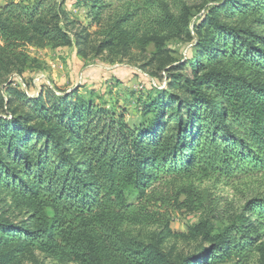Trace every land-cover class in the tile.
I'll return each instance as SVG.
<instances>
[{"label": "trees", "instance_id": "16d2710c", "mask_svg": "<svg viewBox=\"0 0 264 264\" xmlns=\"http://www.w3.org/2000/svg\"><path fill=\"white\" fill-rule=\"evenodd\" d=\"M65 1L0 5V78L24 74L28 45L72 44L63 24ZM112 1L125 11L108 30V45L162 42L184 32L191 37L190 10L174 0L75 4L90 9L99 24ZM221 1L195 27L196 51L187 58L192 76L169 82L181 94L168 98L151 85L155 95L138 125H129L123 107L79 99L76 90L55 95L51 105L44 92L28 103L16 79L3 80L0 109L12 110L11 118L0 116V190L26 215L21 223L0 218V264H24L36 250L77 264H250L263 249L264 0ZM147 11L149 35L141 24ZM255 175L262 177L260 191L243 198L238 211L198 185ZM172 206L205 212L190 232L201 238L200 250L180 262L130 229L167 224L160 210ZM219 217L225 220L220 229Z\"/></svg>", "mask_w": 264, "mask_h": 264}, {"label": "rangeland", "instance_id": "374dc122", "mask_svg": "<svg viewBox=\"0 0 264 264\" xmlns=\"http://www.w3.org/2000/svg\"><path fill=\"white\" fill-rule=\"evenodd\" d=\"M38 1L40 0H0V5L6 6L15 2L31 7ZM75 1L66 0L62 5L65 12L63 24L67 26L72 44L64 47L26 46L25 52L30 61L24 74L20 75L14 71L2 76L0 90L3 87V80L16 79L13 85L26 92L28 103H32L31 99L39 97L44 92L50 105L53 104L55 95L59 97L76 90L79 99L89 100L95 97L96 103L106 101L111 106L117 104L123 107L126 111L125 119L130 126L141 122L145 104L154 97L155 91L150 90L151 85H159V91L167 93L168 98L170 93L181 94L180 91L170 88L169 82L181 74L192 76L187 58L196 51L195 27L209 7L222 4L221 0H174L179 5H187L190 10L188 29L191 31V39L184 32L179 36L171 34L162 42L148 41L143 44L141 38L139 43L128 47L124 43L117 45L106 43L108 30L125 11L121 8L122 4L112 1L116 3L104 12L101 23L97 24L90 14V9L83 5L77 6ZM173 9L178 11L176 8ZM149 13L147 11L141 16L142 30L148 35L153 26ZM137 19L139 21V18ZM143 34L139 36L144 37ZM116 77L123 82H115ZM7 107L0 109V116L11 118L12 108ZM175 107V104H171L167 111L168 116L173 113ZM261 179V176H249L229 182L227 185L225 181L213 178L198 185L207 188L214 197L221 200L224 198L221 203L232 202L238 211L245 204L243 198L248 199L257 193L256 190L260 191L258 183ZM160 190L167 191V188L160 187ZM160 211L168 214V223L131 226L130 229L138 239L150 247L159 248L168 259L176 262L198 253L201 238L190 237V232L191 228L203 219L205 212L177 209L173 206ZM25 215L26 208L18 207L4 191L0 190V218L21 223ZM214 222L220 229L224 226L225 220L219 217L215 218ZM24 264L77 263L59 261L36 250L27 254ZM250 264H264V245L261 251L253 254Z\"/></svg>", "mask_w": 264, "mask_h": 264}]
</instances>
